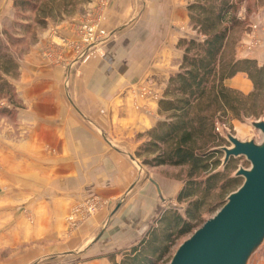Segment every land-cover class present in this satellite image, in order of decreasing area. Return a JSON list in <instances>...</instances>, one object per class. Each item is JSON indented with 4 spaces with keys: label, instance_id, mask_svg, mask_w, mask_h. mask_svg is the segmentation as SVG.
Returning <instances> with one entry per match:
<instances>
[{
    "label": "crops",
    "instance_id": "crops-1",
    "mask_svg": "<svg viewBox=\"0 0 264 264\" xmlns=\"http://www.w3.org/2000/svg\"><path fill=\"white\" fill-rule=\"evenodd\" d=\"M192 1L111 0L103 11L104 26L113 34L104 56L90 55L72 69L52 66L45 63L39 44L19 61L17 93L28 111L19 114L22 140L11 145L0 139V202L5 204L0 218L18 221V229L27 228L38 242L71 235L70 242L43 252L87 258L75 264H110L93 257L103 251L101 245L122 252L144 241L155 226L161 205L136 152L140 136L158 123L153 113L158 116L159 101L141 100L138 109L134 87L139 80L166 91L180 73V25L189 24ZM0 6L2 27L13 1L2 0ZM76 21L50 25L57 35L74 37ZM237 77L248 80L246 73ZM147 106L151 114L137 111ZM96 196L110 201V209L66 235L74 207ZM121 201L114 213L113 205ZM105 228V239L91 244ZM16 237L22 238L20 233ZM59 261L53 264H65Z\"/></svg>",
    "mask_w": 264,
    "mask_h": 264
},
{
    "label": "rangeland",
    "instance_id": "rangeland-1",
    "mask_svg": "<svg viewBox=\"0 0 264 264\" xmlns=\"http://www.w3.org/2000/svg\"><path fill=\"white\" fill-rule=\"evenodd\" d=\"M1 1L2 0H0V2ZM110 1L111 0H60L55 3H49L47 0H41L39 9L32 11L30 6L28 9H26L27 12L19 13L21 16L24 15V18H20V15H17L16 9L14 7L10 9L9 19L2 27L0 26V55L10 54L15 60L17 69L14 73L16 74L15 76L4 75V78L11 86V92L0 88V139L8 140V142L12 145L20 142V140L23 138V134L25 133L18 125L20 124L19 121H22L19 120V114L22 115V113L26 112L27 110L26 105L24 102H21L22 100L17 93L16 82L18 78L17 74L19 71V61H21L24 56L29 55L32 52V47H37L40 44L42 49L41 56L44 57L46 64L52 66L61 65L62 67L72 69V67L76 66L79 61H82L90 55L87 54L83 58L80 57V59H77L76 56L74 57V55L66 48L60 49L57 47L52 41L56 40L58 36L54 33V31H52V28L60 25L61 22L67 23L72 20H77L76 23H73L76 25L79 24V21L85 18H92V20L94 19L98 21L100 26L106 31L107 36L104 38L105 41L102 44V47L99 49L100 51L93 53L104 56L106 51L105 49L113 36V34L105 28L103 23V11L105 8L109 7L111 3ZM193 2L195 1L190 3ZM238 5L239 7L236 12V17L241 21L242 24L234 27V29L231 31L230 38L227 42L228 44L223 51L221 60L223 63H225V67L227 64L233 62V60L236 61L245 59L255 60L260 66H264V0H242L240 3H238ZM2 11L3 10L1 9L0 12ZM183 15L181 14L182 17ZM1 18L2 17L0 13V19ZM42 18H47V22H45L44 26L37 23V20ZM18 22L23 23L24 26L27 24L30 26L29 28H24L23 26L20 27L21 24H18ZM50 24H54L55 26ZM180 26V33H183L182 35H184L183 39L200 40L204 38L200 33H198V29L194 30L195 25L191 22V20L189 24ZM4 29L9 31V35L4 34ZM44 41L45 43H40ZM46 49L51 51L52 54H50L48 51L45 52ZM180 50L183 52V49ZM63 60L68 61V65H64ZM69 69H67V71ZM237 78H234V80L231 81V84H229L230 82L228 83V80H226V87L237 93L236 96L240 101H242L243 105L245 104V107L250 108L254 101L257 107H254V111L252 112L247 111V115H243L241 119L237 118L234 111L229 110L227 111L226 117L224 116L222 120H218V122H216L215 133L224 139V143H221L217 148H212L211 150L212 152L215 151L220 153L218 158L220 159L221 164L220 167H218L214 172H226L225 176L229 178H234V175L239 168L242 167L249 169L251 167L250 163L247 162L245 157L232 158V160H230L227 165H222L225 154L221 149L223 147H231V144L227 141V138L225 139L223 135V130L226 129L228 133L243 142L255 141L260 143L263 138L262 134L252 126V123L259 120L264 121V90L261 91L262 96L258 95L257 98H253V100L252 98H247L248 95L254 91V84L249 78H247L248 80H246V77H244L243 80H240V77ZM134 88L136 89L137 93L136 107L138 109L140 107L139 103L141 100L149 101L142 96L141 91L143 89L157 94L159 100H155L156 102H160L165 93V89H163L164 87L161 85L156 86L155 83L141 82L139 80H137V82L135 81ZM240 94L242 95V99H240ZM215 107H217V105H215ZM137 111L150 112V114L152 113V110L149 107L146 110L143 109ZM221 112L224 113V111ZM153 116L156 117V121L158 122L166 119L159 115V112L158 116L156 112L153 113ZM140 139H142V143L147 138L142 137ZM197 143L201 149L208 150V148L206 149L202 147L203 141L200 139L197 140ZM136 159L138 166H140V169L144 171V174L141 172L144 177L147 176L148 178H152L151 185L155 187L153 188V195L156 194V197L158 196V201L161 205L162 211H160L156 218V223H154L155 226L152 227L148 232V235L145 236L144 241L137 245H132L127 249H123V251L119 253L117 251L113 252V249H106L103 245H101L100 247L103 251L99 252L100 255L94 253L95 255H93V257L97 256L96 258H107L110 261V264H122L124 259L133 254L135 249L141 247L142 244L147 242L153 233L156 234V236L159 235V228L162 226L160 221H164L165 219H168V217L172 219L174 217L180 216L186 219L188 211H190L188 213L191 215H199L197 223H193L194 227L191 234L184 236L175 235V242L172 244V246H170L166 255L161 257L152 255L154 256L152 260H154L156 257L159 259H157L156 262H153L150 257L149 259L147 258L144 263H142L169 264L178 248L187 239H189L195 231H197L199 228H202L206 221L216 215V213L226 203L228 196L241 187L244 179L237 178L240 179V183H237L235 186H233L231 189L232 192L230 193H224V190H222L223 187H221L220 184L219 187L215 190H212V192L206 193L204 190H202L199 196L196 198L197 200L195 203H192L191 201L181 203L178 199L188 179V166L155 167L150 166L149 164L145 165V163H143V158ZM2 194L3 191L0 188V196ZM110 204V201L101 199L99 196L90 198L87 201L85 200V202L78 204L76 207H74L68 217L67 222H69V230L65 231L66 235L70 234L71 230L75 231L81 228L89 221L90 218L99 213L100 210H103L108 206L110 209ZM117 204L118 203H115L113 205V208L115 209L114 213L119 212L122 201L118 205ZM4 205L5 204L0 202V207ZM112 224L113 222L108 223V226ZM106 228L91 244L105 239ZM17 233H20L22 238H17ZM70 237L69 235L64 236V239L60 238V241L58 242L56 241L57 239H41L38 242L37 239L33 238L32 232L27 230V228L24 229V232H22L21 229H18V221L8 223L7 219L4 220L1 217L0 264H53L54 260H60L59 262H63L65 264H75L86 257L82 258L80 254L76 255L74 252H69L62 255H51L43 252L44 249H49V247L55 248L59 242L61 244L70 242V240H72V237ZM33 251L35 254L32 253ZM145 254L150 253L146 251ZM90 256L91 255L89 254V258L91 259ZM27 258L29 259L27 260ZM85 260H87V258ZM248 264H264V244L253 254Z\"/></svg>",
    "mask_w": 264,
    "mask_h": 264
},
{
    "label": "trees",
    "instance_id": "trees-1",
    "mask_svg": "<svg viewBox=\"0 0 264 264\" xmlns=\"http://www.w3.org/2000/svg\"><path fill=\"white\" fill-rule=\"evenodd\" d=\"M40 1L13 0V7L17 15H20V12H27L26 9L30 6L32 11L39 9ZM47 1L55 3L60 0ZM241 1L195 0L190 5L194 30L198 29V33L204 38L180 40V49L184 52L180 73L170 79L164 97L159 102V115L166 119L159 121L151 131L140 136L147 139L141 143L136 155L144 159L145 165L189 167L186 185L178 199L181 203H195L202 190L206 193L212 192L220 184L224 193H230L232 187L240 183V179L226 177V172H214L221 164L218 158L220 153L211 150L224 143V139L215 133V127L218 120L227 116V111H234L237 118L241 119L243 115H247V111L252 112L257 107L255 101L250 108L245 107L236 96L237 93L226 87V80L240 72L246 73L254 84V91L247 97L252 100L258 95L262 96L261 91L264 90V66H260L257 61L233 60L225 67L221 60L231 31L242 24L236 17L238 3ZM23 16L20 15V18ZM46 20L47 18H42L37 23L44 26ZM18 24L24 28L30 26L19 22ZM4 30V34L9 35V31ZM16 69L17 65L10 54L0 55V88L11 92V86L4 75L15 76ZM240 96L242 99L241 94ZM198 139L203 141L202 147L208 150L198 146ZM188 212L186 219L180 216L160 221L162 226L159 228V235L153 233L122 264H142L147 258L151 257L152 260L156 255H166L175 242V235L192 233L193 223H197L199 215ZM146 251L150 254H145ZM157 259L159 258L152 261L156 262Z\"/></svg>",
    "mask_w": 264,
    "mask_h": 264
},
{
    "label": "water",
    "instance_id": "water-1",
    "mask_svg": "<svg viewBox=\"0 0 264 264\" xmlns=\"http://www.w3.org/2000/svg\"><path fill=\"white\" fill-rule=\"evenodd\" d=\"M252 126L262 134L260 143L243 142L223 130L231 147H223L222 165L245 157L249 169L239 168L234 178H243L224 206L176 251L169 264H248L264 244V121Z\"/></svg>",
    "mask_w": 264,
    "mask_h": 264
},
{
    "label": "built area",
    "instance_id": "built-area-1",
    "mask_svg": "<svg viewBox=\"0 0 264 264\" xmlns=\"http://www.w3.org/2000/svg\"><path fill=\"white\" fill-rule=\"evenodd\" d=\"M74 37H63L57 35L58 38L52 42L56 44L57 47L66 48L69 50L74 57L77 59L84 57L85 55H92L96 51L99 52L102 44L104 43V38L107 36L106 31L100 26V23L92 18H85L79 21V24L75 26ZM101 43V44H100ZM49 50H45V52ZM141 94L144 98L151 100H159L158 95L143 89Z\"/></svg>",
    "mask_w": 264,
    "mask_h": 264
}]
</instances>
